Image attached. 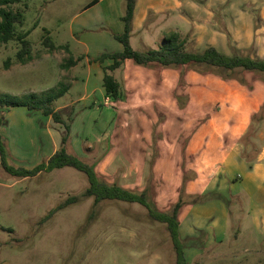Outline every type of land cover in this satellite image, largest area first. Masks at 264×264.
<instances>
[{
	"label": "rangeland",
	"instance_id": "1",
	"mask_svg": "<svg viewBox=\"0 0 264 264\" xmlns=\"http://www.w3.org/2000/svg\"><path fill=\"white\" fill-rule=\"evenodd\" d=\"M92 1L21 0L12 6L23 15L16 31L28 33L32 60L19 64V43H0V96L40 95L59 82L70 88L53 103L61 123L41 111L0 105L7 163L26 170L46 164L65 136V150L91 166L100 182L145 193L160 213L183 201L178 221L186 220L190 229L179 230L188 264H264V235L254 223L251 201L243 195L226 199L217 191L202 195L193 183L202 170L205 183L215 176L204 156L219 163L233 143L234 126L248 127L234 145L240 143L243 161H255L261 150L257 133L264 131V75L241 69L227 74L199 64L143 67L127 60L113 73L118 97L106 101V66L97 62L102 79L91 72L88 80L94 63L81 54L94 46L107 51L111 41L119 46L112 30L120 24L110 12L101 23L104 5L82 13ZM124 9L119 0L121 15ZM162 28L165 35L168 29ZM45 31L54 49L44 44ZM132 46L137 51L154 48L135 41ZM228 50L229 55L242 53ZM70 55L82 60L64 70L60 65ZM86 95L92 97L85 103ZM88 187L86 175L70 167L22 178L0 164V264H176L165 224L136 203L104 200L94 208L93 198H81ZM72 197H79L77 203L58 210ZM214 202L211 216L202 219L192 209ZM52 210L57 211L44 219ZM217 222L227 224L224 233L213 226ZM204 226L216 235H208L210 228Z\"/></svg>",
	"mask_w": 264,
	"mask_h": 264
},
{
	"label": "crops",
	"instance_id": "2",
	"mask_svg": "<svg viewBox=\"0 0 264 264\" xmlns=\"http://www.w3.org/2000/svg\"><path fill=\"white\" fill-rule=\"evenodd\" d=\"M101 5H104L101 23L106 22L105 15L108 17L110 12L112 18L119 21L120 24L119 28L112 30V35H120L124 25L121 22L119 0H97L95 4L89 7L87 5L82 13L94 10ZM248 7L255 10L257 15L249 14ZM107 24L111 26L109 20ZM164 25L168 29H166L165 35L175 33L181 38L188 37L197 52L213 47L225 55H229L228 49H232L234 52L241 51L240 54L244 55L243 51L249 50V55H245L264 59V0H136L130 45L132 46V42L135 41L141 46L149 48L154 46L153 49H157L165 36L162 28ZM219 25L222 27L221 29H219ZM184 30L185 34L182 32ZM110 43L112 48L107 51L99 46H94L93 49L81 55L88 61V59L98 58L101 54L122 51L121 44L117 46L112 41ZM81 45L84 44L81 43ZM93 63L90 67L88 66L90 71L88 80L92 78L91 72L100 80V78L102 79L100 76L101 66L98 63ZM110 64L111 61L108 60L102 65L109 66ZM91 97L89 96L90 99ZM90 99L86 95L82 102H89ZM105 100L108 101L106 98ZM55 110L59 111V108ZM48 120H51V117L48 116ZM247 128L234 126L229 135L233 143L222 154L218 160L219 163H212L213 161L206 154L203 155L207 160V168L215 169V176H208V178H212L205 183L202 180L206 172L202 170L198 172L199 179L193 183L200 187L199 193L202 195L217 191L226 199L239 197V195L248 198L255 210H253L256 215L254 223L258 224L261 236V234L264 235V131L260 130L256 137L257 140L259 139L260 153L256 156L255 161L248 163L239 156L238 145L240 143L234 145L236 140L246 133ZM219 137L223 142V135L220 134ZM206 204L202 205L203 207L201 205L192 207L196 212L195 215L199 214L198 217L201 219L206 215L211 216V210L217 206L214 202L206 208ZM184 222H179L180 227H184L187 233H190V229L186 228ZM215 225L219 227L221 234L225 232L227 226L225 222L222 225L221 222H217L213 226ZM204 227L207 230L210 228L211 232L208 235L210 233L216 235L214 228Z\"/></svg>",
	"mask_w": 264,
	"mask_h": 264
},
{
	"label": "trees",
	"instance_id": "3",
	"mask_svg": "<svg viewBox=\"0 0 264 264\" xmlns=\"http://www.w3.org/2000/svg\"><path fill=\"white\" fill-rule=\"evenodd\" d=\"M97 0H93L89 5H93ZM125 9L121 15L123 23V32L115 35L114 39L121 44L122 51L113 54H101L98 58L90 59V62L104 63L110 60L109 66L103 67V88L106 93V99H116L119 94L120 85L114 76V72L120 69L127 60L133 61L138 66L147 67L152 63L161 65L162 67H178L187 64L193 66L205 65L210 69H220L229 74L235 69L245 71H255L264 75V59L251 58L247 55L235 54L225 55L217 51L213 47H208L202 52H197L193 48V42L189 38H181L175 33L164 36L162 44L157 49H148L146 51H137L130 45V37L132 33V19L135 10L136 0H123ZM21 0H0V43L7 44L16 41L20 45V49L16 53V60L19 64L25 65L32 60V46L26 41L28 33H19L16 26L23 23V15L19 11H14L12 6L20 3ZM44 44L50 49H54V45L45 31ZM82 57L77 59L70 55L60 67L64 70L77 65ZM5 69L9 68L10 61L5 62ZM70 86L64 83H58L56 87L47 90L42 94L28 93L22 96H12L3 94L0 96V105L7 108L25 107L30 111H41L44 115L51 117L55 122H62L59 111L53 107V103L62 98L68 91ZM2 120L0 119V129ZM67 137H63L62 147L56 151L46 162L40 164L33 169L26 170L21 168H13L7 163V156L2 145V136L0 134V164L3 170L17 177H34L42 171H51L54 169H62L65 167L73 168L86 175L89 187L81 195V198H93V207H97L102 201H121L129 204H139L147 209L149 216L160 223L166 225L170 234V238L175 250L176 264H188L184 253V245L180 238V223L178 221L179 210L183 205L180 199L169 212L160 213L150 207L146 200L145 193H136L117 186L116 184L107 185L98 180L93 168L80 160L77 156L68 153L64 144ZM197 199V198H196ZM79 197L68 198L66 202L58 207V210L66 206L77 203ZM57 210H52L44 218L48 219Z\"/></svg>",
	"mask_w": 264,
	"mask_h": 264
}]
</instances>
